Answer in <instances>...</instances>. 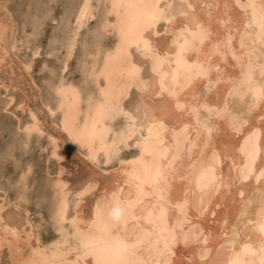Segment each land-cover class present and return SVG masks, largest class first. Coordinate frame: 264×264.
Returning a JSON list of instances; mask_svg holds the SVG:
<instances>
[{
	"label": "bare ground",
	"instance_id": "6f19581e",
	"mask_svg": "<svg viewBox=\"0 0 264 264\" xmlns=\"http://www.w3.org/2000/svg\"><path fill=\"white\" fill-rule=\"evenodd\" d=\"M105 1L103 18L92 33L95 45L84 48L82 56L94 88L84 98L77 85L60 79L53 86L55 109L61 130L85 149V158L95 160L101 153L107 163L135 133L137 152L119 162L115 179L91 199L85 216L76 207L67 216L66 183L56 180L55 241L40 248L29 242L31 233L22 239V230L1 226L4 232L9 229L10 238L0 233V249L6 247L11 264H262L264 0H209L207 6H221L214 14L207 9L199 14L186 0L187 9L177 11L183 19L176 23V12L165 13L164 0ZM232 5L239 14H231ZM74 9L75 24L65 39L69 54L93 14L91 0H80ZM162 20L170 24V37L160 54L146 33L155 35ZM6 23L0 20V42ZM201 29L207 33L203 39ZM107 32L114 34V43L103 48L97 37ZM132 49L148 59L153 95L162 99L157 104L142 100L143 120L129 115L130 123L109 138L111 121L127 114L122 102L131 87L145 88ZM6 53L1 47L0 62ZM228 57L235 71L222 68ZM167 118H172L170 125ZM24 129L28 134L35 125ZM96 184L94 176L85 178L76 193L79 202Z\"/></svg>",
	"mask_w": 264,
	"mask_h": 264
},
{
	"label": "rangeland",
	"instance_id": "374dc122",
	"mask_svg": "<svg viewBox=\"0 0 264 264\" xmlns=\"http://www.w3.org/2000/svg\"><path fill=\"white\" fill-rule=\"evenodd\" d=\"M78 1L80 2V0H0V20L7 22L3 41L0 42V49L5 47L7 51L4 60L0 62V228L1 226H7L9 229L12 227L20 233L22 230L20 234L22 239L31 233L28 234L29 242L32 245L38 244L40 248L49 245L59 237L52 216V186L55 182L61 180L62 183H66L65 188L66 191L68 190L66 197L69 204L67 216H73L75 207L80 215L85 216L89 211L91 199L105 184L115 179L114 172L117 173L119 162L128 161L137 152L133 141L139 134L135 133L128 139L126 145H118L116 152L107 163L102 159L101 153L95 157V160H89L84 157L85 149L71 141L59 125V112L55 109L56 97L53 86L63 79L65 82L77 85L84 98L93 90V83L86 79L85 69L82 67V56H84V48L91 50L94 47L95 44L91 40L92 33L99 25L107 7L105 0H91L93 14L79 29L69 54L65 39L74 27L73 13ZM177 1L181 2L182 6ZM207 1L209 0L197 2L191 0L190 2L197 13L209 10L214 14L217 8H221L220 5L216 8L207 6ZM185 2L186 0L162 1V4H168L164 7L166 14L176 12L175 23L183 19L182 12L177 13V11L187 9L183 8ZM232 6L231 14H239V7ZM168 25H170L168 22L162 20L156 26L155 35L153 33L151 35L152 30L146 33L149 40L153 42L155 50L160 54L170 37ZM114 37L113 33L107 32L97 37V41L103 48L110 47L114 43ZM132 51L134 49L131 50V54L141 68L140 74L145 81L146 89L141 91L131 87L122 102L127 114L125 116L119 114L111 121L112 132H109V138L111 134L113 136V133L130 123L129 115H133L138 121L143 120L142 100L157 104V100L162 99V96L159 98L158 95H153V74L149 70L148 59L137 51ZM227 60L228 64L222 67L223 70L235 71L236 69L231 67L232 60L229 57ZM171 120L172 118H167L166 124L170 125ZM32 124L35 125L36 130L33 129L27 134L24 128ZM37 130L42 134H39ZM237 136L234 135V138ZM51 137H54L57 144ZM131 144L134 147H127ZM53 151L55 155L52 154ZM226 162L223 161L220 167L224 168ZM89 175L97 179V184L93 191L84 195L82 202H79L76 193ZM216 194L218 196V193ZM218 210L219 207H217ZM209 217L213 220L215 214ZM201 218H204V214ZM209 224H212V221ZM64 227L69 228L68 221ZM9 229L6 232L0 229L1 235L7 239L10 238ZM35 237L39 239L37 242ZM29 244L25 245L26 247L23 246V256L26 255L25 251L28 252ZM195 246L196 244H192L189 248ZM0 254V264H11L6 247L0 249Z\"/></svg>",
	"mask_w": 264,
	"mask_h": 264
},
{
	"label": "snow or ice",
	"instance_id": "6c2138e0",
	"mask_svg": "<svg viewBox=\"0 0 264 264\" xmlns=\"http://www.w3.org/2000/svg\"><path fill=\"white\" fill-rule=\"evenodd\" d=\"M198 35L201 39H203L206 37L207 33L203 29H201V31ZM145 43L147 44V41H145ZM262 43H264V36H262ZM261 51H262V53H264V49H262ZM178 107H179V105H178ZM115 212H116L117 218H119V214H120L119 210H115ZM262 231H264V229H262ZM262 251H264V244H262ZM262 264H264V262H262Z\"/></svg>",
	"mask_w": 264,
	"mask_h": 264
},
{
	"label": "clouds",
	"instance_id": "9594fccd",
	"mask_svg": "<svg viewBox=\"0 0 264 264\" xmlns=\"http://www.w3.org/2000/svg\"><path fill=\"white\" fill-rule=\"evenodd\" d=\"M115 210H119V209L117 208V209H115ZM115 210H114V211H115Z\"/></svg>",
	"mask_w": 264,
	"mask_h": 264
}]
</instances>
